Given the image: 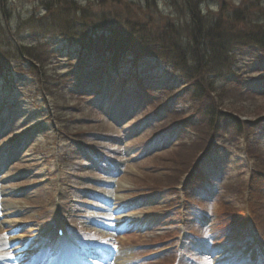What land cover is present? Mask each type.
<instances>
[{
    "label": "rangeland",
    "instance_id": "374dc122",
    "mask_svg": "<svg viewBox=\"0 0 264 264\" xmlns=\"http://www.w3.org/2000/svg\"><path fill=\"white\" fill-rule=\"evenodd\" d=\"M47 1L54 4V0H7L6 13L2 14L0 6V37L12 36L14 44L25 45L43 40L45 35L35 33L32 24L49 16ZM67 3L72 4L77 17L84 10L86 15L94 16L96 29L115 13L129 16L122 9L124 3L132 16L149 11L156 13L160 22L167 21L173 10L165 0ZM221 6L245 14L243 22L247 20L249 28L264 26V0H205L201 4L203 12L211 14ZM4 31L8 32L3 34ZM91 35L94 37L95 30L83 36ZM4 44L12 47L9 41ZM51 45L59 58L48 68L57 77L58 72L72 66L70 63H76L81 45L59 33L51 36ZM249 56L253 61H241L238 67L251 76L250 86L257 100L235 106L252 115L243 116L245 120L257 123L246 130L247 137L229 132L218 145L213 143L198 158L187 180H183L186 170L198 154L192 157L193 151H181L179 147L190 144L195 136L182 125L160 130L167 122L159 121L182 106L189 109L196 102V93L193 101L186 95L184 103L172 99L157 113L143 111L146 88L165 83V67L158 66L151 57L125 63L123 70L113 63L106 65L113 74V83L108 87L95 83L101 74L92 70L87 77L92 82L74 81L75 87L88 96L81 101V107H75L73 102L64 108V113L72 118L68 123L81 127L76 128L85 135L80 140L56 131L51 119L54 101L43 93V83L29 63L24 69L3 67L0 241L15 240L6 244L5 251L23 246L18 250L22 255L10 264H264V173L257 179L252 176L255 161L246 151L257 150L264 161V82L257 77L264 71V63L254 59L257 55ZM88 59L99 61L93 56ZM75 161L80 164L77 169ZM6 177L8 180L3 182ZM97 192L109 194L110 216L103 217L105 212L96 209L101 205L108 208L96 200ZM126 201L131 204L127 211L130 217L123 220L113 212ZM55 214L63 215L70 238L80 246L73 247L66 258L53 238ZM114 222H133L139 230L126 232V227L124 233L107 237ZM216 246L227 248L220 258L211 254Z\"/></svg>",
    "mask_w": 264,
    "mask_h": 264
},
{
    "label": "trees",
    "instance_id": "16d2710c",
    "mask_svg": "<svg viewBox=\"0 0 264 264\" xmlns=\"http://www.w3.org/2000/svg\"><path fill=\"white\" fill-rule=\"evenodd\" d=\"M165 1L173 9L172 16L165 22L158 21L157 14L149 11L132 16L131 9L129 11L124 3L121 4L122 9L130 15L124 18L120 13H115L98 29L94 16L86 15V10L77 17L67 0H54V4L47 1L45 8L49 16L43 22L37 21V25L32 24L33 31L45 35V38L37 44L25 45L14 44L12 36H1L0 70L9 66L24 69L26 62L29 63L43 83V93L54 101V119L60 134L80 140L85 135L76 128L81 127L68 123L67 120L72 118L64 113V108L71 107L73 102L75 107H81V101L84 102L87 96V93L75 87L74 81L92 82L87 77L89 70L94 69L101 72L103 83L105 78H113L109 72L103 74L106 65L113 63L120 68L121 62L137 63L151 57L158 66L165 67L166 73L163 76L165 83L161 87L146 88L148 108L156 111L172 99L184 103L186 95L193 101L192 95L196 93L193 96L196 102L193 101L189 109H184V106L175 109L164 119L163 122L167 123L161 127L166 129L177 123L191 130L188 134L195 137L190 144L181 145V151H193L192 157H195L208 151L213 143L218 145V141L229 132L247 137L246 130L250 131L257 121L245 120L243 116L252 115L242 107H236L235 103L246 105L247 100H257V94L250 86L251 76L241 72L238 65L241 61H253L249 53L257 55L254 59L264 63V26L249 28L247 20L243 22L247 18L245 14L238 10L231 11L226 6H221L216 14L203 12L201 4L205 0ZM0 6L3 8L2 14L6 13L7 0H0ZM104 26L106 28L102 29ZM90 30H95L94 37L83 36ZM5 32L8 31L3 34ZM56 33L81 45L76 63H70L72 66L58 72L57 77L48 68L59 58L51 45V36ZM6 41L12 47L5 45ZM98 49L101 53H98ZM90 56L94 59L98 57L99 61L93 63L88 59ZM86 68L89 69L82 73ZM260 73L257 77L264 82V71ZM61 89L65 93L60 92ZM82 113L84 111L79 116ZM246 151L250 160L255 161L252 176L262 175V153L250 149ZM197 158H194V163Z\"/></svg>",
    "mask_w": 264,
    "mask_h": 264
},
{
    "label": "bare ground",
    "instance_id": "6f19581e",
    "mask_svg": "<svg viewBox=\"0 0 264 264\" xmlns=\"http://www.w3.org/2000/svg\"><path fill=\"white\" fill-rule=\"evenodd\" d=\"M109 194H107V193H104V196H108ZM115 199H119V197H116ZM105 216H103V217H106V216H110L111 215V212H112V210H110V208H107V209H105ZM124 211L122 210V208H121V210H120V212L119 213H123ZM119 218H124V215L123 216H120ZM124 220V219H123ZM119 222V221H118ZM117 223V222H116ZM129 223V222H128ZM118 224V223H117ZM137 224H135V223H131L130 225H128V227H129V231H126V232H130V231H138L139 230V228H138V226H136ZM114 227V229L112 230L113 232H107L106 233V236L107 237H110L112 234H116V233H124V231L127 229L126 227V225L125 224H118L117 226H113ZM53 237H54V230H53ZM55 238V237H54ZM65 240L67 241V245L66 246H64L62 249H63V255H64V257L66 258V256H67V254H68V252L74 247V246H76V247H78L79 245H78V243L77 242H74V241H72L71 240V242L69 243V236H68V234L66 235V237H65ZM60 242V241H59ZM73 242V243H72ZM4 243V244H3ZM7 246H6V244H5V240H1L0 241V260H3V264H9V261L11 262V260H13V259H15L16 257H20L21 255H22V252H19L18 250L20 249V247H15L14 249H13V251L11 252V253H9V251H5V248H6ZM17 264H18V262H17ZM19 264H26V262H20ZM87 264H89L88 262H87Z\"/></svg>",
    "mask_w": 264,
    "mask_h": 264
},
{
    "label": "snow or ice",
    "instance_id": "6c2138e0",
    "mask_svg": "<svg viewBox=\"0 0 264 264\" xmlns=\"http://www.w3.org/2000/svg\"><path fill=\"white\" fill-rule=\"evenodd\" d=\"M11 230V229H10Z\"/></svg>",
    "mask_w": 264,
    "mask_h": 264
}]
</instances>
